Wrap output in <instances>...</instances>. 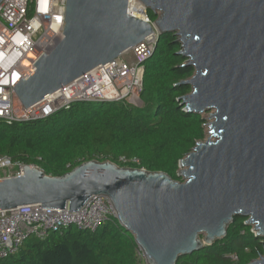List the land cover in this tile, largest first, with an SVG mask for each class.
Listing matches in <instances>:
<instances>
[{
    "label": "water",
    "instance_id": "water-1",
    "mask_svg": "<svg viewBox=\"0 0 264 264\" xmlns=\"http://www.w3.org/2000/svg\"><path fill=\"white\" fill-rule=\"evenodd\" d=\"M140 1L157 16L155 48L161 34L175 32L180 54L195 69L185 81L192 86L185 109L209 114V136L180 160L184 181L95 159L60 176L24 164L23 175L0 180V210L42 204L77 211L91 195H105L148 264H177L222 240L240 217L264 237V0ZM129 3L67 0L64 39L14 86L22 105L44 100L153 34L150 23L129 13ZM250 264H264V257Z\"/></svg>",
    "mask_w": 264,
    "mask_h": 264
},
{
    "label": "trees",
    "instance_id": "trees-1",
    "mask_svg": "<svg viewBox=\"0 0 264 264\" xmlns=\"http://www.w3.org/2000/svg\"><path fill=\"white\" fill-rule=\"evenodd\" d=\"M148 15L157 18L151 10ZM181 50L175 32L159 36L144 63L143 106L75 103L47 118L0 119V157L36 164L53 176L95 159L162 171L184 181L179 175L180 160L205 140L208 120L183 105V97L192 92L185 81L195 69ZM121 157H136L139 164H124ZM245 221L236 218L222 240L180 256L177 264H250L260 258L264 237L256 236ZM137 246L134 236L113 218L94 231L71 226L51 232L45 241L29 238L19 253L0 258V264H138Z\"/></svg>",
    "mask_w": 264,
    "mask_h": 264
},
{
    "label": "built area",
    "instance_id": "built-area-1",
    "mask_svg": "<svg viewBox=\"0 0 264 264\" xmlns=\"http://www.w3.org/2000/svg\"><path fill=\"white\" fill-rule=\"evenodd\" d=\"M67 0H3L0 4V119L36 120L47 118L75 103L126 102L139 106L143 89L145 61L152 55L159 31L147 9L140 19L150 23L154 33L130 49L133 61L120 57L65 85L44 100L25 108L14 86L36 70V62L64 39ZM129 3V13H132ZM124 164H139L138 158L121 157ZM32 167H38L31 164ZM24 164L0 157V180L24 174ZM41 169V168H40ZM117 212L109 197L91 195L77 211L43 207L42 204L0 210V258L19 253L29 238L45 241L51 232L71 226L97 230ZM138 264H148L140 246ZM236 259V257H234Z\"/></svg>",
    "mask_w": 264,
    "mask_h": 264
},
{
    "label": "bare ground",
    "instance_id": "bare-ground-1",
    "mask_svg": "<svg viewBox=\"0 0 264 264\" xmlns=\"http://www.w3.org/2000/svg\"><path fill=\"white\" fill-rule=\"evenodd\" d=\"M130 8L135 17H143L146 6L140 0H131ZM156 26V24H155ZM158 29V27L156 26ZM183 169V167L181 168Z\"/></svg>",
    "mask_w": 264,
    "mask_h": 264
},
{
    "label": "rangeland",
    "instance_id": "rangeland-1",
    "mask_svg": "<svg viewBox=\"0 0 264 264\" xmlns=\"http://www.w3.org/2000/svg\"><path fill=\"white\" fill-rule=\"evenodd\" d=\"M148 11V10H147ZM156 20V19H155ZM125 59H127V60H130V61H133V59H134V53H133V51L132 50H128V52H126V54H125ZM144 105V103H143V101L141 100V98H140V101H139V106H143ZM206 118H207V120H208V123L210 122L209 121V114L208 113H205V114H203ZM208 123H207V125H206V138L209 136V133H208ZM205 138V139H206ZM253 226H254V224H252V225H250V227H252V231L254 230L253 229ZM263 257H264V255H262Z\"/></svg>",
    "mask_w": 264,
    "mask_h": 264
}]
</instances>
